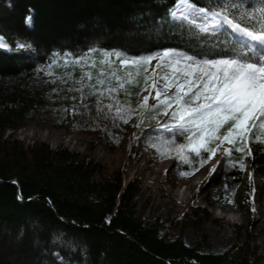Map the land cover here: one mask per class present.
Returning a JSON list of instances; mask_svg holds the SVG:
<instances>
[{"label": "trees", "instance_id": "obj_1", "mask_svg": "<svg viewBox=\"0 0 264 264\" xmlns=\"http://www.w3.org/2000/svg\"><path fill=\"white\" fill-rule=\"evenodd\" d=\"M194 2L205 6L210 0ZM175 4L176 0H0L3 41L11 50L17 42H28L33 51L0 50V264H263L247 234L222 254L203 253L205 243L187 246L181 237L168 238L158 222L143 223L132 202L136 183L124 185L118 174L95 181L102 167L89 157L64 147L3 138L7 129L37 124L98 135L118 145L129 123L114 125L111 118L99 115L98 97L90 96L88 88L81 100L78 67L63 73L64 58L53 53L79 56L94 48L98 51L89 57L120 51L130 59L166 48L189 54L209 51L225 40L210 35L192 38L186 28L162 23ZM243 4L257 6L259 0ZM52 59L58 62L47 69L51 77L38 71ZM91 74L92 80L83 84L106 88L96 83L95 69ZM110 103L114 111V100L105 94L102 104ZM152 121L146 123L151 132L148 145L158 129ZM249 147L252 155L243 171L233 167L243 153L233 149L232 156L223 159L222 173L229 184H237L245 173L264 181V137ZM150 148L161 160L183 164L188 174L201 167L198 159L187 165L175 153L161 158ZM191 210L206 215L204 208Z\"/></svg>", "mask_w": 264, "mask_h": 264}, {"label": "snow or ice", "instance_id": "obj_2", "mask_svg": "<svg viewBox=\"0 0 264 264\" xmlns=\"http://www.w3.org/2000/svg\"><path fill=\"white\" fill-rule=\"evenodd\" d=\"M168 18L162 23L186 28L192 38L210 35L224 36L225 40L209 51L191 54L175 48L161 49L154 54L130 59L124 58L126 54L120 51L104 53L101 65H109V57L115 56L122 66L131 64L137 67V77L140 75L139 70L147 72L146 66L154 60L157 61L156 69L170 68L172 75L159 77L164 81L163 93L155 81L148 84L151 78L145 75L147 87L144 90H155L153 99L156 103L152 105L148 103V95H144L135 108L130 101L114 98L113 94L121 91L129 95L126 84L136 82L132 73L123 78L112 73L111 79L115 80L118 87L109 85L101 90L95 89L90 83L83 84L82 77L76 81L81 83L78 89L82 94L81 100L84 99L85 88L90 89L89 95L98 97L97 113L104 118H111L114 125L117 121L126 125L137 114L139 119L134 125L136 128H141L156 116L169 117L167 123L158 122L157 134L149 144L161 158L175 153L182 163L192 165L193 159H198L203 167L204 163L217 155L222 145L227 144L232 147L224 148V155L231 157L233 149L244 154L243 158L233 163V167L238 165L243 171L246 158L252 155L249 147L251 139L264 137V0H259L257 6L244 5L243 0H210L205 6L197 5L194 0H176L175 6L168 10ZM31 21L32 16L29 14L26 23L30 24ZM31 47L28 42L16 45L17 50ZM5 49L10 50L0 38V50ZM97 51L91 48L88 53L79 56L70 52L53 53V56H62L65 65L94 67L96 62L87 64V59ZM57 62V59H52L38 71L51 77L53 73L47 69ZM106 75L101 71L96 83L105 85L103 77ZM85 76L89 82L92 80L91 73L85 72ZM52 82L55 83V80ZM171 89L175 91L169 94ZM106 93L108 99L114 100V111L113 104H102ZM225 128L226 131H222ZM254 130H259V137L253 136ZM179 139L184 142L177 143ZM214 170L215 165L209 175ZM182 175L187 176L188 172ZM248 176L251 180L252 174L248 173Z\"/></svg>", "mask_w": 264, "mask_h": 264}, {"label": "rangeland", "instance_id": "obj_3", "mask_svg": "<svg viewBox=\"0 0 264 264\" xmlns=\"http://www.w3.org/2000/svg\"><path fill=\"white\" fill-rule=\"evenodd\" d=\"M9 51L18 50L15 48ZM23 51L33 53L31 48ZM103 54L99 58L87 59V64L96 62L94 67L71 64L64 67L63 73L71 74L77 66L80 80L83 77V83H88L85 72L92 73L95 69L97 79L99 73L104 71L107 73L103 77L106 79L105 87H118L115 80L111 79L112 73L122 78L132 73L136 82L126 84L129 95L126 96L122 91L114 93L116 99L130 101L131 105L136 107L143 96L148 95L149 105L156 103L153 99L155 90H144L147 87L144 77L147 75L151 78L148 84L155 81L163 93L164 81L159 77L171 76L170 68L156 69L157 61L154 60L146 66L147 72L140 69V75L137 77V67L131 64L122 66L120 62H116L115 56L109 57V65H101ZM174 91L175 89L169 90V94ZM52 98L55 99L56 96ZM138 119L137 114L129 122L125 138L116 146L107 144L98 135L73 133L67 129L57 130L37 124L21 129H7L3 138L18 140L26 145L41 142L52 149L64 147L70 152L89 157L102 167L101 172L94 174L95 181L104 179L107 175L118 174L122 177L124 185L136 183L137 190L132 202L143 223L158 222L168 238L181 237L187 246L203 242V253L222 254L238 242L240 235L247 234L249 246L263 258L264 264V181L254 174L250 180L248 173H245L237 184H229L222 173L223 159L226 157L223 149L230 148L227 144L222 145L217 155L203 167L187 176L182 175L185 172L181 167L183 164L178 165L175 160H161L149 147L146 140L151 134L150 126L146 125V122L141 128H136L134 125ZM152 122L151 126L158 128L159 124L169 122V117L159 115L154 117ZM258 132L259 130H254L253 136L259 137ZM251 141L257 139L253 138ZM213 165L215 170L209 175ZM201 170L203 173L199 181L195 180L190 190L182 192L193 176ZM195 207L204 208L206 215L194 213L191 209Z\"/></svg>", "mask_w": 264, "mask_h": 264}, {"label": "bare ground", "instance_id": "obj_4", "mask_svg": "<svg viewBox=\"0 0 264 264\" xmlns=\"http://www.w3.org/2000/svg\"><path fill=\"white\" fill-rule=\"evenodd\" d=\"M6 50V49H5ZM203 171L201 170L200 172H198L195 176H193V178L187 183V186L185 187L184 190H182V192L186 191V190H190L191 187L194 186L195 184V180L200 179V176H202ZM178 196V192L175 193Z\"/></svg>", "mask_w": 264, "mask_h": 264}, {"label": "water", "instance_id": "obj_5", "mask_svg": "<svg viewBox=\"0 0 264 264\" xmlns=\"http://www.w3.org/2000/svg\"><path fill=\"white\" fill-rule=\"evenodd\" d=\"M11 183H14L15 185H17V183L15 181H11ZM19 199H20V196H19Z\"/></svg>", "mask_w": 264, "mask_h": 264}]
</instances>
